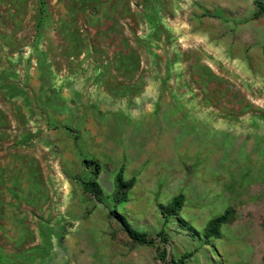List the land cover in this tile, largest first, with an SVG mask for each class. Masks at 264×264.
Returning a JSON list of instances; mask_svg holds the SVG:
<instances>
[{"label": "rangeland", "instance_id": "rangeland-1", "mask_svg": "<svg viewBox=\"0 0 264 264\" xmlns=\"http://www.w3.org/2000/svg\"><path fill=\"white\" fill-rule=\"evenodd\" d=\"M202 1L0 0V264H261L264 15ZM121 166L135 184L117 203ZM114 209L167 243L135 244Z\"/></svg>", "mask_w": 264, "mask_h": 264}, {"label": "trees", "instance_id": "trees-1", "mask_svg": "<svg viewBox=\"0 0 264 264\" xmlns=\"http://www.w3.org/2000/svg\"><path fill=\"white\" fill-rule=\"evenodd\" d=\"M45 4V0H42V5ZM256 11L253 15L254 18H259L264 15V2L262 0H255ZM91 164H94L95 168L93 169V175L83 181V189L86 193L94 196L95 198L101 200L103 190L98 181L99 173V163L93 160H84V165L89 167ZM135 184V178L125 179L124 177V167L121 166L115 177V189H114V199L115 201L122 202L127 200L128 193ZM184 205V196L182 194L176 195L167 205H160L162 214L165 219L170 217L177 216ZM235 210L232 207L226 208V210L216 216L211 218L204 229V234L206 241L209 242L211 237H219L221 235V227L231 221L234 217ZM110 215L113 219H116L123 227V230L127 233L128 237L135 244L143 245H155L156 239L159 237L163 243H167L168 237L165 234L164 229H161L156 236H150L147 232L138 230L135 228L129 220L116 209L110 212ZM159 249V248H158ZM168 251L166 247H163L159 252V257L162 260H166ZM191 255V253H186L179 259H172L171 261L174 264H184L186 259Z\"/></svg>", "mask_w": 264, "mask_h": 264}, {"label": "crops", "instance_id": "crops-1", "mask_svg": "<svg viewBox=\"0 0 264 264\" xmlns=\"http://www.w3.org/2000/svg\"><path fill=\"white\" fill-rule=\"evenodd\" d=\"M198 4L200 5L198 6V10H196L198 14H247L256 11L255 0H205V2L202 1ZM162 138L157 144H153V146H156V150H158L157 156H155L151 164L145 168L144 176L161 172L159 169L164 168L165 166L163 165H166V154L163 148L166 142L164 139L166 136L164 135ZM134 167L135 164H130L128 168L133 169ZM133 250H138V248H134ZM260 262L264 264V254L260 256Z\"/></svg>", "mask_w": 264, "mask_h": 264}]
</instances>
